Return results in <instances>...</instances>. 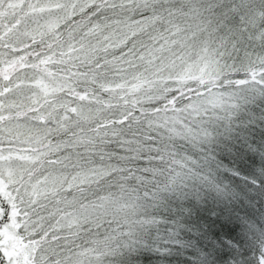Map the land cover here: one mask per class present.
Instances as JSON below:
<instances>
[{
  "label": "snow or ice",
  "instance_id": "1",
  "mask_svg": "<svg viewBox=\"0 0 264 264\" xmlns=\"http://www.w3.org/2000/svg\"><path fill=\"white\" fill-rule=\"evenodd\" d=\"M0 264H264V0H0Z\"/></svg>",
  "mask_w": 264,
  "mask_h": 264
}]
</instances>
